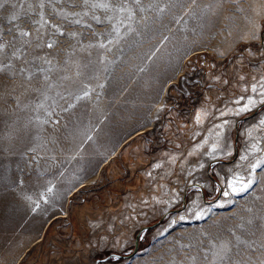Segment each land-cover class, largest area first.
I'll return each mask as SVG.
<instances>
[{"label":"rangeland","instance_id":"obj_1","mask_svg":"<svg viewBox=\"0 0 264 264\" xmlns=\"http://www.w3.org/2000/svg\"><path fill=\"white\" fill-rule=\"evenodd\" d=\"M262 32L264 0H0V264H264Z\"/></svg>","mask_w":264,"mask_h":264},{"label":"water","instance_id":"obj_2","mask_svg":"<svg viewBox=\"0 0 264 264\" xmlns=\"http://www.w3.org/2000/svg\"><path fill=\"white\" fill-rule=\"evenodd\" d=\"M261 42H262V45H263V47H264V32H262V34H261ZM253 112H251V114H252ZM251 114H249V115H246L245 117H243V118H247V117H249V116H251ZM236 136H237V128H236V135H235V139H236ZM218 182V181H217ZM219 183V182H218ZM195 184H197L198 186H200L199 185V183L198 182H195ZM170 211V210H169ZM169 211H167L157 222H155V223H158L164 216H166L168 213H169ZM154 223V224H155ZM149 226H153V225H148V226H146V228L147 227H149ZM137 247H138V245H137V240H136V243H135V246H134V251L137 249ZM111 256H115V257H127L128 255H126V254H120V253H110V254H108L107 256H105V257H103V258H97L96 260H95V264H99L100 262H104V261H106L109 257H111Z\"/></svg>","mask_w":264,"mask_h":264},{"label":"snow or ice","instance_id":"obj_3","mask_svg":"<svg viewBox=\"0 0 264 264\" xmlns=\"http://www.w3.org/2000/svg\"><path fill=\"white\" fill-rule=\"evenodd\" d=\"M49 46H51V45H49ZM251 103H253V102L250 100V101H249V104H251ZM248 107H249V105H245L243 108H240L239 111H240V112L246 111V110H248ZM197 122H198V123L201 122V117H200L199 114L197 115ZM261 124H264V120L261 121ZM218 127H222V126H218ZM213 150H215V146H214V149H213ZM230 186H231V182H230ZM246 186H247V185H245V187H246ZM235 190H237V191H243V188L235 189Z\"/></svg>","mask_w":264,"mask_h":264},{"label":"bare ground","instance_id":"obj_4","mask_svg":"<svg viewBox=\"0 0 264 264\" xmlns=\"http://www.w3.org/2000/svg\"><path fill=\"white\" fill-rule=\"evenodd\" d=\"M113 154H114V152H113L112 154H110V156H112ZM110 156H109V157H110ZM106 160H107V159H106ZM96 174H97V173H96ZM84 182H85V181H84ZM221 182H222V181H221ZM229 182H231V185H232V186L235 185L234 182H232V181H229ZM229 182H228V183H229ZM229 184H230V183H229ZM200 185H201V184H200ZM74 189H75V188H74Z\"/></svg>","mask_w":264,"mask_h":264}]
</instances>
